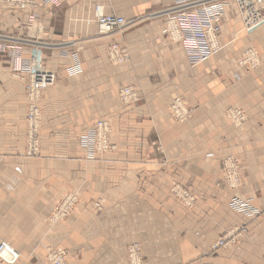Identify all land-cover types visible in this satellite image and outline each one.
<instances>
[{"label":"crops","instance_id":"obj_1","mask_svg":"<svg viewBox=\"0 0 264 264\" xmlns=\"http://www.w3.org/2000/svg\"><path fill=\"white\" fill-rule=\"evenodd\" d=\"M38 1L36 10L19 11L0 0V239L20 252L16 264H46V248L66 250L68 264H125V247L134 241L147 264H264V215L249 220L228 205L240 196L264 209V27L245 34L231 13L222 23L224 49L191 67L160 33L161 12L172 0ZM96 5L136 20L134 28L125 36L102 34ZM12 41L22 43L24 60L39 44L45 67L56 74L41 96L40 156L32 159L23 156L26 77H13L7 62ZM110 42L128 52L125 64L108 62ZM245 48L262 56L258 68L236 64ZM74 60L82 72L71 77L66 68ZM126 86L139 101L123 106L117 92ZM176 98L192 109L184 122L168 114ZM230 108L245 113L241 128L227 119ZM100 119L110 122L115 151L84 161L78 135ZM229 156L240 169L235 191L219 167ZM174 184L195 196V206L170 193ZM68 191L78 193V207L50 224V211ZM97 200L99 212L92 208ZM241 226L242 239L207 255Z\"/></svg>","mask_w":264,"mask_h":264},{"label":"built area","instance_id":"obj_2","mask_svg":"<svg viewBox=\"0 0 264 264\" xmlns=\"http://www.w3.org/2000/svg\"><path fill=\"white\" fill-rule=\"evenodd\" d=\"M57 1L42 0L43 3H57ZM6 4L9 8L19 11L36 8L35 0H6ZM93 12L94 21L101 32L121 33L130 23L122 16L105 14L102 6H94ZM231 13L245 34H251L256 29L264 27V0H172L170 7L161 12L163 22L160 33L166 42L179 48L183 59L189 66H198L209 61L224 49L225 45L221 40L222 23ZM18 42L12 41L11 45L7 47L8 59L14 67L13 70L25 74L26 82L28 80L25 87L32 104L27 108L29 126L27 149L33 151L37 138L33 123L38 117L35 101L42 91L53 86L55 74L44 69V57L39 44L29 48V58L24 60L22 58L24 52L21 47L22 43ZM105 53L112 64H121L128 58L127 54L115 42L106 46ZM260 58L262 59L254 49L245 48L240 52L236 64L240 68H255L260 64ZM66 72L69 76L75 77L81 74L82 69L74 60L66 68ZM118 98L122 104L138 101L137 92L132 87L119 89ZM174 102L183 106L182 102L178 100ZM175 107L170 108L171 115L177 120H184L188 115V110L184 108V113H180L175 110ZM231 110L228 111V119L236 126H241L245 121L243 115L239 110ZM107 138V123L97 122L81 138V147L87 149L98 147L100 150L106 151L107 145L106 147L104 145L108 143ZM111 149L110 145L109 151ZM220 168L228 181L232 179L235 184L238 182L239 168L231 157L227 158ZM249 205L248 202L239 199H232L229 203L230 209L237 212L245 211ZM224 245L225 241L222 240L215 246L223 248Z\"/></svg>","mask_w":264,"mask_h":264},{"label":"bare ground","instance_id":"obj_3","mask_svg":"<svg viewBox=\"0 0 264 264\" xmlns=\"http://www.w3.org/2000/svg\"><path fill=\"white\" fill-rule=\"evenodd\" d=\"M36 1V8H34V10H36L39 6V1L35 0ZM42 2V1H41ZM50 3V2H49ZM97 6H101V5H97ZM34 10H23V11H34ZM93 17H94V12H93ZM124 18V17H123ZM128 21V20H126ZM129 22V21H128ZM95 23V21H94ZM31 24H33V22H31L28 26L31 27ZM96 25V23H95ZM97 27V25H96ZM127 27V26H126ZM125 27V28H126ZM124 28V29H125ZM98 29V27H97ZM99 32H101L99 29H98ZM102 34H106V36H109V35H113L114 33H110V32H101ZM110 43H114V42H110ZM108 43V44H110ZM117 43L121 50L123 52H125L128 56L127 60L121 64H112L109 59L107 58L106 56V53H105V49H106V45L105 46V49H104V54H105V57L106 59L108 60V62L111 64V65H114V66H120V65H123L125 64L128 59H129V55H128V52L123 48V46H121L118 42H115ZM29 51V50H28ZM262 57V56H261ZM264 57V55H263ZM29 58V53L27 52V58L25 60H27ZM262 61L263 59L260 58V64H258V66H256L255 68H246V69H250V70H254L256 68H258L261 64H262ZM44 66V69L45 70H48L52 73H54L52 70H49ZM11 68H12V71H11V74L13 77L17 78V79H22V77L19 75V72H16L13 70L14 67H12L11 65ZM55 74V73H54ZM55 81H56V74H55ZM28 82V80H27ZM26 82V84H27ZM55 83V82H54ZM30 85V84H28ZM27 85V86H28ZM54 85V84H53ZM126 87H132V86H126ZM121 88H124V87H121ZM120 88V89H121ZM134 88V87H132ZM136 90V89H135ZM137 92V91H136ZM42 93L43 91L40 93L38 99L35 101V106L38 110V117H37V120L34 121L33 123V127L36 129V132H37V138H36V144H35V147H34V150H30L29 148L27 149V135L29 134V126H28V122H27V114H28V110L27 108L29 107L30 104H32V101L30 100L29 96H28V93H26V98H27V105H26V111H25V147H24V150H23V156L26 157V158H36L39 156V152H40V119H41V106H40V103H41V96H42ZM137 95H138V101H139V94L137 92ZM264 98V96H263ZM180 101L182 102L183 106L182 105H178L176 102L174 101ZM119 101V100H118ZM137 101V102H138ZM119 103L123 106H126V105H129V104H135V103H127V104H122L120 101ZM173 106H176L175 107V110H177L178 112L180 113H184V108L188 110V115L186 116V118L184 120H177L175 119L172 115V117L174 118V120L176 121H179V122H184L186 121L190 115H191V112H192V109L189 105H187L185 103V101L179 99V98H176L174 99L171 104L169 105V110L171 107ZM229 110L231 109H228L226 111V114H227V119H228V116H229ZM236 110H239L241 112V114L243 115L245 121L244 123L246 122V116H245V113L243 112V110L241 109H236ZM229 111V112H228ZM232 111V110H231ZM171 114V113H170ZM97 122H106L107 125H108V138H107V142L104 147H106L107 145V150L106 151H102L100 150L98 147H93L91 149H87V148H82L84 151H85V154H86V157L88 160H95V159H102L104 158L107 154L111 153L112 151L115 150V146L111 143L110 139H111V129H110V122L107 120V119H100L98 121H96L94 124H92L90 127L84 129L80 135H79V144L81 146V138L87 133L88 130H90ZM244 123L241 125V126H236L234 123L233 126L237 127V128H241ZM29 136V135H28ZM112 146V149L109 151V148H110V145ZM229 158V157H227ZM227 158H223V160L221 161L220 163V166L219 167H222L225 160ZM234 160V159H233ZM237 165V164H236ZM220 172H221V175H222V179H223V182L224 184L229 188V189H236L240 183H241V176H240V170H238V182L235 184L233 182V180L231 179V181H228L226 178H225V174L224 172L221 171V168H220ZM170 192L176 196L184 205L188 206L189 208H192L193 206H195L196 204V198L189 192L187 191L183 186L181 185H177L175 184L174 186L171 187L170 189ZM232 199H239V200H242V201H246L248 202L250 205L248 206V208L243 211V212H237V211H233L232 209H230L231 211H233L234 213L236 214H240L242 215L243 217L249 219V220H255L256 218L258 217H261L264 215V209L263 210H260L258 208H256L250 199H246V198H241V197H237V196H234L230 199V201ZM229 201V203H230ZM77 202V198L75 196V194H69L67 193L63 198H62V203H64L63 205H60V210L65 214H69L71 212V209L72 207L76 204ZM229 205V204H228ZM97 206V205H95ZM230 208V207H229ZM68 211H70L68 213ZM259 215V216H258ZM231 231V230H230ZM230 231L228 232V235L224 236L223 238L215 241L214 243H212L209 248H208V251H207V255L208 256H213L215 253H217L219 250H224L226 249L229 245L235 243L237 241V235H234V232H231ZM242 232H244V229H242ZM230 233V234H229ZM224 240L225 241V245L223 248H216V244H218L220 241ZM20 255L19 253L16 252V250H14L11 246H9L8 244L4 243V242H0V260L5 263V264H15L16 261L19 259ZM47 261L49 264H67L64 260V253L63 252H60V253H55V254H51L47 257ZM127 263L128 264H144V261H143V257H142V252H141V249H140V245L138 243H132L128 246L127 248Z\"/></svg>","mask_w":264,"mask_h":264},{"label":"rangeland","instance_id":"obj_4","mask_svg":"<svg viewBox=\"0 0 264 264\" xmlns=\"http://www.w3.org/2000/svg\"><path fill=\"white\" fill-rule=\"evenodd\" d=\"M130 23L127 25V27L121 32V33H115V34H113V35H109V36H125V34L128 32V31H130V30H132L133 28H134V26H135V23L137 22L136 20L135 21H129ZM162 22H163V20H162ZM162 22H161V26H162ZM160 29H161V27H160ZM242 31V30H241ZM239 57V56H238ZM238 57H237V59H238ZM8 61H10V60H7V62ZM44 63V62H43ZM47 69H49V68H47ZM246 69V68H245ZM50 70V69H49ZM248 70H250V69H248ZM55 73V72H54ZM120 89V88H119ZM119 91V90H118ZM118 93V92H117ZM42 98V97H41ZM117 98H118V94H117ZM41 100V99H40ZM118 100H119V98H118ZM170 105V104H169ZM230 109H240V108H230ZM26 111V110H25ZM227 111V110H226ZM168 114H169V116L171 117V119L173 120V121H175V122H179V121H176V120H174V118L171 116V114H170V111H169V106H168ZM225 115H226V117H227V114H226V112H225ZM229 120V119H228ZM24 122H25V119H24ZM229 122L232 124V122L229 120ZM40 123H41V119H40ZM233 125V124H232ZM90 127V126H89ZM88 128V127H87ZM86 129V128H85ZM80 135V134H79ZM79 135H78V138H77V145L82 149V147L80 146V144H79ZM110 141H111V139H110ZM112 143V142H111ZM113 144V143H112ZM114 145V144H113ZM115 146V145H114ZM24 147H25V136H24ZM83 150V149H82ZM115 151V150H114ZM114 151H112V152H114ZM111 152V153H112ZM83 154H84V161H91V160H88L87 159V157H86V154H85V151L83 150ZM110 154V153H109ZM108 155V154H107ZM39 156H40V152H39ZM38 156V157H39ZM230 157V156H229ZM232 158V157H231ZM29 159H32V158H29ZM233 159V158H232ZM95 160H98V159H95ZM95 160H92V161H95ZM100 160V159H99ZM223 160V158L220 160V162H219V166H220V163H221V161ZM234 161L236 162V160L234 159ZM237 164V163H236ZM238 166V165H237ZM240 170V169H239ZM241 176V175H240ZM222 181H223V179H222ZM224 183V182H223ZM175 185V184H174ZM174 185H172V186H174ZM177 185H179V184H177ZM240 185H241V183H240ZM240 185L236 188V189H229V190H231V191H235V190H237L239 187H240ZM171 186V187H172ZM171 187H170V189H171ZM170 189H169V191H170ZM188 191V190H187ZM67 193H69V194H75V196H76V198H77V202H76V204L72 207V209H71V212L70 211H68V215L67 214H65L64 215V213L59 209L60 208V204H61V202H62V198L67 194ZM171 193V192H170ZM172 194V193H171ZM173 195V194H172ZM174 196V195H173ZM175 198H177L176 196H174ZM195 197V196H194ZM237 197H240V196H237ZM241 198H243V197H241ZM178 199V198H177ZM178 201L182 204V205H184L179 199H178ZM79 203H80V200H79V195H78V193L77 192H70V191H68V192H65L57 201H56V203H55V205H54V207L52 208V210L50 211V213H49V215H48V221H49V223L50 224H56V223H58V222H64V221H66V220H68L70 217H72V215L74 214V212H75V209L78 207V205H79ZM95 205H97V206H95ZM186 208H189L188 206H186V205H184ZM92 208L96 211V212H99V211H101L102 209H103V202L101 201V200H97V201H95V202H93V204H92ZM259 218V217H258ZM257 219V218H256ZM242 229H244V232H242ZM231 232H234V235H237V241L238 240H240V239H242L246 234H247V228L245 227V226H241V227H234L231 231H230V233ZM229 233V234H230ZM226 235H228V232H226V233H224L219 239H221V238H223L224 236H226ZM218 239V240H219ZM217 241V240H216ZM0 242H4V243H6V244H8L7 242H5V241H3V240H1L0 239ZM132 243H138L139 245H140V249H141V252H142V257H143V261H144V264H147V261H146V259H145V257H144V254H143V250H142V247H141V244L139 243V242H136V241H134V242H130L126 247H125V259H124V261H125V264H128L127 263V248H128V246L130 245V244H132ZM9 245V244H8ZM15 250V249H14ZM220 251V250H219ZM218 251V252H219ZM16 252L17 253H19V255H20V252H18L17 250H16ZM60 252H63L64 253V260H65V262L67 263V261H66V256H67V252H66V250H64V249H59V248H46L45 250H44V261H45V263L46 264H49L48 263V261H47V257L49 256V255H51V254H55V253H60ZM216 254V253H215ZM214 254V255H215ZM213 255V256H214ZM20 260V257H19V259L16 261V263L18 262ZM1 261V260H0ZM2 262V261H1ZM15 263V264H16ZM68 264V263H67Z\"/></svg>","mask_w":264,"mask_h":264}]
</instances>
